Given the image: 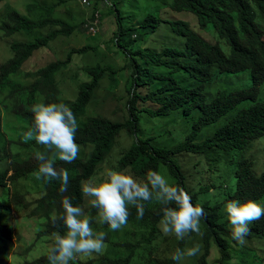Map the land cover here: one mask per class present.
Here are the masks:
<instances>
[{"label": "trees", "instance_id": "trees-1", "mask_svg": "<svg viewBox=\"0 0 264 264\" xmlns=\"http://www.w3.org/2000/svg\"><path fill=\"white\" fill-rule=\"evenodd\" d=\"M37 3L28 5V10ZM117 13L119 27L115 31L114 44L125 55L123 67L130 68L126 78L127 116L124 121L113 120L99 113H95L89 102L106 71L100 65L85 66L87 79L78 83V90L74 99H60V86L57 73H64L72 62L75 53H85L95 49L90 45L81 48H72L65 59H56L34 73L36 79L26 87L27 97L15 109L33 126L34 114L30 111L31 105L37 102V94H43L47 103L56 101L67 104L73 111L78 130L76 142L78 145L89 147L85 157H78L72 163H65L58 158L55 167L67 169L69 184L67 191L61 193L60 182L35 177L34 183L41 193L35 199V206L29 212L30 216L37 217L42 224L38 231V239L53 236L54 233L65 234L63 221L51 222V215L63 214L62 199L70 198L74 206L80 207L84 196L81 192V181L94 178L103 170L110 152L118 138L125 131L133 137L129 147L120 152L114 168L127 170L137 179H144L148 169L160 172L162 165L171 177L170 183L184 187L194 204L201 205L205 215L201 218L200 235L201 247L196 256L191 257L192 264H212L214 257L213 247H217L220 258L217 263L231 264L239 253H243L248 246H239L231 237L230 225L224 205L229 200L245 202L248 199L258 201L264 199V172L258 175L254 170V162L249 159H239L235 171L236 185L233 192L219 200V188L214 182H204L207 171H202L199 186L195 192L191 191L189 183L191 173L183 170L179 156L185 154H204L208 162V171L212 172L216 160H209L212 151H242L254 140L264 137V100L258 99L260 86L264 83V0H173L171 7L174 10L192 12L197 18L198 28L192 27L185 20H164L153 13H148L137 25L120 23L121 10L114 6ZM47 16L35 20L18 10L7 8L3 14V29L7 33L25 32L27 34L50 26L45 34L39 32L32 40H19L11 43L14 55L8 65L0 70V83L6 80L9 73L17 71L23 62L30 58L40 48H47L58 36L71 35L78 29H83L86 21L70 23L50 15L52 7L45 8ZM49 12V13H48ZM93 17V16H92ZM162 21L167 27L184 38V44L179 46L153 47L147 46L153 39L157 28ZM118 24V23H117ZM211 25L222 39L231 46L227 53L218 41L207 38L201 30ZM86 29V28H85ZM149 37V38H148ZM143 39L145 47L135 46L133 42ZM146 38L148 40H146ZM219 72L238 73L244 70L251 72L252 84L237 90L218 89L217 95L210 97L206 93L207 84L214 79L213 70ZM196 78L192 85L184 84L181 78L186 76ZM253 101L250 107L240 110L237 114L228 117L227 121L219 126L212 135L202 141L198 135L205 126H209L232 112L235 107L244 101ZM17 106V107H19ZM27 106V107H25ZM195 111L199 115L193 119L192 127L185 134L184 139L172 146L155 144V135L142 132L144 115L151 118L167 116L174 112H181L190 116ZM86 114V118H82ZM80 117L82 118L79 122ZM171 134V131H168ZM26 148L45 152L44 146L38 145L35 140L21 142ZM40 161L35 156L23 158L20 152H12L0 133V232L10 237L11 229L8 216L12 208H28L31 203L25 200V193L18 188L10 190V184L22 178L33 176L38 170ZM197 163V162H196ZM194 163V172H198V165ZM211 175V174H210ZM194 176V173H192ZM212 177V176H211ZM225 187V186H224ZM145 212L143 218H137V209L129 205L128 223L139 230L142 236L140 241H112L109 237V226L105 224V245L120 244L127 249L125 256L109 257L102 254L99 263L91 258L83 260L78 257L71 264H176L170 257L177 248L183 249L192 233L184 240L175 239L176 245L170 251L163 248L159 221L162 218L161 205L155 200L144 201ZM98 210L92 207L90 217L94 219ZM250 232L246 237L249 241L264 243V217L249 224ZM135 236L137 233H133ZM34 243L32 245H34ZM32 245L26 250L29 251ZM250 248V247H249ZM261 256V255H260ZM260 264H264L261 256ZM236 262V261H234ZM23 264H50L47 251L32 260H25ZM235 264V263H234Z\"/></svg>", "mask_w": 264, "mask_h": 264}, {"label": "rangeland", "instance_id": "rangeland-1", "mask_svg": "<svg viewBox=\"0 0 264 264\" xmlns=\"http://www.w3.org/2000/svg\"><path fill=\"white\" fill-rule=\"evenodd\" d=\"M90 5L83 4L82 0H0V19L6 8H15L22 14L27 15L30 18L39 20L47 16L45 8L52 7L50 15L54 18H60L70 23H79L87 21L98 12L100 16L99 30L96 34H90L85 26L83 29L74 31L71 35L58 36L51 42V45L47 48L38 49L33 56L24 64L22 69L16 75H12V81L17 84L21 83L27 85L32 82V76L28 75L30 71L36 70L46 64L60 58L65 59L68 52L72 48H81L85 45L95 47V49H89L85 53H75L72 56V62L64 69V73H57V81L61 94L60 99H74L77 90L78 83L82 80H86L88 77L84 71L85 66L100 65L106 68L104 76L101 78L98 87L94 91V95L90 100L89 107L96 113L111 118L113 120L124 121L127 116V109L125 108L126 102V88L125 82L130 68L123 67L126 60L123 50H119L113 42L115 31L119 24L117 19V11L114 6H118L121 10L122 17L119 20L124 25H137L145 18L148 13H153L156 16L168 21V20H185L192 27L198 28L196 16L186 10H174L171 7L173 0H89ZM31 3H37L28 10V5ZM49 13V12H48ZM162 21L157 31L154 34L153 39L149 45L153 47L164 46H179L184 44V38L175 33L171 27H167V23ZM118 23V24H117ZM50 30V26H47L41 30L33 32L31 34H18L14 36L17 39H32L39 32L45 34ZM201 32L210 40L218 41L222 48L230 53L231 46L226 43L225 39H222L217 31L209 25L205 30ZM149 38V37H148ZM146 40H148L146 38ZM7 37L3 36L0 32V62L4 61L10 55V51L7 46ZM135 46L145 47L143 39H138L133 42ZM214 79L207 84L206 93L210 97L217 95L218 89L225 90H237L240 88L248 87L252 84L251 72L244 70L238 73L219 72L217 68L213 70ZM186 76L187 80L181 78L182 82L186 85H192L197 80L194 77H189L188 74H180ZM20 97H25L20 91H14L12 84L2 85L0 84V111L2 115L3 131L5 136H8L13 141L11 144L12 151L16 152L20 150L23 157H28L33 154L32 148H26L16 142H21L20 137L30 127L27 123L23 122L17 114L14 113L13 107L19 101ZM40 102L44 100V96L41 95ZM258 99L264 100V83L260 86ZM253 101L247 100L239 103L235 109L219 121L205 126L198 135V140L202 141L209 135H212L215 130L225 123L228 117L237 114L240 110L250 107ZM199 115L198 111H195L190 116H184L181 112H174L167 116H160L156 118L148 117L144 115L142 119V132L148 135H155V144L162 145H174L180 140L184 139V136L192 127L193 119ZM82 118H86V114ZM80 117L79 122L82 119ZM168 131H171L169 134ZM133 140V137L127 132H123L118 138L115 146L110 152L107 160L103 163V169L105 167H113L116 165L117 159L120 156L122 150L129 147ZM78 157H85L89 152V147L79 145ZM218 150V149H217ZM212 151L207 157L209 160H216L215 166L211 169L214 171H208V162L205 153L204 154H185L180 155L179 160L183 165V170L186 173H191L189 183L192 185L191 191L195 192L199 184L200 174L202 171H207V175L203 177L204 182H214L219 188L217 192L220 197L219 200L225 199V195L231 193L235 189L236 177L235 171L239 159L245 158L254 162V170L258 175L264 172V137L254 140L246 149L242 151ZM198 161L201 163L198 165ZM197 162V163H196ZM194 163L198 165V172H194ZM168 171L165 165H162L160 172L171 181V177L166 172ZM194 173V176H192ZM211 174V175H210ZM212 176V177H211ZM16 186L23 190L27 195L26 199L31 200L39 196L37 186L34 181L29 179H21ZM225 186V187H224ZM11 190L14 189V185L10 186ZM2 189L0 188V196ZM261 205H264V199H260ZM227 203V202H226ZM224 208V207H223ZM82 209L84 214L89 217L91 211V205L88 203V199L85 197ZM30 209H16L13 208V215L11 216L12 229L14 231V237L12 241V249L6 255V264H22L23 261L32 260L39 257L42 253L52 245L53 236L47 239H42L35 242L38 231L43 227L38 221V218L28 216ZM92 227L94 231H104V224L98 223V215L95 221H92ZM98 227V228H97ZM109 229V228H108ZM133 233H137L135 236ZM109 237L112 241H140L142 239L139 230L130 224L123 226L121 230L111 231L109 229ZM161 237L163 240V248L170 251L176 245L174 234L164 235L161 231ZM0 243H2L0 241ZM32 245L29 251H26ZM198 245L201 247L200 235L190 237L185 244L184 248ZM243 253H239L237 258L231 264H260L261 256L264 257V243L262 241H249L246 240ZM9 245L5 248V254L8 251ZM250 247V248H249ZM183 248V249H184ZM214 257L212 258V264L217 263L220 258V253L217 247L212 248ZM127 249L120 244L115 245L112 243L106 244V250L103 254L109 257H114L119 254L125 256ZM102 254H93L92 258L96 259L99 263V258ZM261 255V256H260ZM0 256L4 257L3 246L0 245ZM81 257L77 256L76 258ZM87 259L89 257H83ZM1 260L4 258H0ZM191 257H186L180 264H192ZM71 264V262H70Z\"/></svg>", "mask_w": 264, "mask_h": 264}, {"label": "clouds", "instance_id": "clouds-1", "mask_svg": "<svg viewBox=\"0 0 264 264\" xmlns=\"http://www.w3.org/2000/svg\"><path fill=\"white\" fill-rule=\"evenodd\" d=\"M84 2L87 3V0H84ZM5 10L3 14L5 13ZM3 14L0 19V32L3 36L7 37L8 50L10 51V55L11 53L12 55L11 57L9 56L4 61L0 62V70H2V66L8 65L10 63L9 61L14 55L12 46H10L11 43L22 40L17 39L14 36L25 33H7L3 29L2 25L4 19ZM94 17L95 14L92 18L86 21L85 28L87 31L88 27L86 24L94 19ZM89 33L93 34L91 32ZM30 58L26 59L17 71L9 73L6 77V80L0 84H12L14 91H20L25 95L24 98L20 97L17 104H15L13 107L14 113L17 114L19 118L23 122L27 123L30 127L20 137V141L24 142V140H35L38 145L44 146L46 151L50 152L51 154L49 157L45 152H40L37 149V152L34 150L33 154L28 156H35V158L40 161L38 170L36 173L32 174L33 176L29 178H31L33 181L35 177L37 179L43 178L46 182H49L53 179L57 180L60 182L59 191L64 193L67 191L69 184L68 170L64 168L58 170L54 165L57 158L65 163H72L78 158L80 149L75 139L79 127L78 122L73 111L67 104L63 102L56 103V101L47 103L45 100L40 102V96L43 95L40 93L37 94V102L30 107V111L34 114L33 126L28 123V120H26L25 117L15 112V109L22 110L19 104L22 103V101H24L27 97L28 91L26 87L36 79L34 73L47 65L46 64L45 66L37 68L36 70L30 71L28 73V75L32 76L33 78L32 82L29 84H15L12 81L11 76L18 74V72ZM2 126V115L0 111V133L2 134L5 141L11 145L13 141L10 137L5 136ZM21 142L16 143L21 145ZM16 152H20V150ZM12 185L10 184L9 186ZM15 187L18 188L16 185H14V188ZM9 188L11 190V187ZM21 191L24 192L23 190ZM81 192L84 196V199L80 207L74 206L71 203L70 198L64 197L61 202L63 214L57 216V214L54 212L51 215V222L53 224H55L58 219L63 221V224L66 228V233L53 234L52 245L47 249V259L50 261V264H70V261L76 259L77 256H81L83 260H86L83 257H89L96 262L97 260L92 258V256L93 254H103V252L106 250V233L104 231H94L91 222L95 221V218L98 215L99 224H104V226L107 224L111 231L121 230L123 226L128 223L129 205L134 206L137 209V218H143L145 212V205L143 203L144 201L155 200L161 205L162 218L159 221L158 226L164 235L167 236L174 234L179 240H184L192 233H195L198 236L202 235L200 222L201 218L205 215L204 208L201 205L194 204L192 202L191 196L184 187L170 183L165 175L157 170L148 169L144 179H137L127 170L105 167L94 178L81 181ZM41 193L42 192H39V196L28 200L30 201L31 205L25 209L31 210L35 206V199L39 198ZM26 195L27 194L25 193V196ZM85 197L88 199V203L91 205V210L92 207L98 210V213L94 219H91L90 214L89 217L84 214L82 206ZM25 200L27 199L25 198ZM13 208L24 209L17 206H14ZM13 208L7 219L11 229V236H3L0 232V241L2 242L0 245L3 246L4 250V257L0 256V258L4 259H0V264H6V255H8L12 249L14 231L12 229L11 216L13 215ZM224 211L227 213L231 237L239 246H244L246 243V237L250 232L249 224L264 217V205H261L259 202L252 199H248L245 202L229 200L224 205ZM28 216H30L29 213ZM38 221L40 220L38 219ZM42 239L47 238L42 237L38 239V241ZM7 245H9V247L7 253L5 254V248ZM199 251L200 249L198 245L186 247L184 249L177 248L170 258L175 261L176 264H180V262L186 257L196 256Z\"/></svg>", "mask_w": 264, "mask_h": 264}, {"label": "built area", "instance_id": "built-area-1", "mask_svg": "<svg viewBox=\"0 0 264 264\" xmlns=\"http://www.w3.org/2000/svg\"><path fill=\"white\" fill-rule=\"evenodd\" d=\"M82 2L85 5L91 4L89 0H87V3H85L84 0H82ZM98 25H99V14L98 12H96L94 19H92L89 23H87L86 26L88 27V31L94 34L98 30Z\"/></svg>", "mask_w": 264, "mask_h": 264}]
</instances>
